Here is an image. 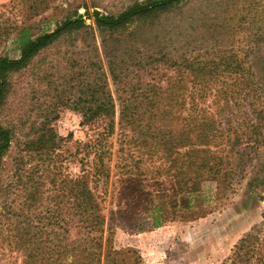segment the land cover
<instances>
[{
    "label": "trees",
    "instance_id": "trees-1",
    "mask_svg": "<svg viewBox=\"0 0 264 264\" xmlns=\"http://www.w3.org/2000/svg\"><path fill=\"white\" fill-rule=\"evenodd\" d=\"M179 1L142 0L114 14L94 11L92 25L81 14L65 17L51 31L34 38L26 37L22 29L18 35L19 55L0 56L1 107L12 74L26 67L41 50L63 36L74 40L78 35H91L94 39V29L102 35L101 47H89L88 52L93 53L90 59L81 57L79 62L69 57L64 61V107L77 111L80 123L93 133L83 143L76 141L74 150L68 146L70 133L64 138V174L57 165L51 169L45 165L46 173L34 180L28 160L18 167L22 173L14 172L18 179L15 185L24 177L41 187H20V207L11 210L5 206V213L14 216L13 223V219L5 227L0 223L1 243L21 251L22 264L139 263L131 247L102 249L106 221L103 197L97 187L109 177L106 138L116 129L120 150L126 149L133 158V165H117L121 173L128 175V191L116 212L138 230L203 214L201 205L192 199L203 182L212 180L229 190L235 178L243 175L255 144L242 147L240 133H230L229 126H221L218 115L223 107H238L244 99L255 104L259 92L248 61L236 59V54L230 52L194 57L175 67L161 83L137 92L126 60L119 56L121 36L136 20L169 10ZM100 49L106 53L104 61ZM212 106L217 107L216 112ZM252 124L248 139L257 132L258 126ZM13 138L12 129L0 122V171ZM31 141L37 153H52L59 147L49 126ZM76 160L79 169L71 173L69 164ZM258 170H253L251 180L264 189V166ZM44 181L53 187L46 197L42 194ZM11 182L0 178V188L5 185L4 195ZM44 198L50 204L38 209ZM2 231L9 235H1Z\"/></svg>",
    "mask_w": 264,
    "mask_h": 264
},
{
    "label": "rangeland",
    "instance_id": "rangeland-1",
    "mask_svg": "<svg viewBox=\"0 0 264 264\" xmlns=\"http://www.w3.org/2000/svg\"><path fill=\"white\" fill-rule=\"evenodd\" d=\"M137 1L142 0H0V56L19 55L22 29L26 37L34 38L51 31L63 18L78 14L92 25L94 11L114 14ZM93 32L94 39L91 35H78L74 40L61 37L11 76L9 92L0 107V122L14 132L0 171L1 179L13 182L7 187V196L2 190L5 185L0 188V223L4 227L14 218L5 213V206L13 210L22 204V197L17 195L20 187L32 184L31 189L41 188L24 177L15 185L18 179L14 172L22 173L18 169L21 162L28 160L32 165L34 180L46 173L45 165L48 169L57 165L64 174V138L70 133L68 146L74 150L76 141L83 143L93 133L80 123L77 111L64 107V61L69 57L79 62L81 57L90 59L93 53L88 52L89 47H101L102 35L97 29ZM118 45L137 92L161 83L175 67L194 57L230 52L236 59L248 61L259 92L255 104L244 99L238 107L225 106L218 118L221 126H229L230 133H240L242 147L255 144V151L250 152L251 159L232 189L224 190L212 180L200 185L192 199L201 205L203 214L138 230L116 212L128 191V175L117 165H133L132 154L120 150L116 129L106 138L109 177L97 187L106 221L103 251L131 247L139 256L138 264H264V189L251 180L253 170L264 166V0H181L169 10L136 20ZM100 53L104 61L106 53L101 49ZM110 87L113 90L111 81ZM211 110L216 112L217 107ZM252 123L258 126L257 132L248 139ZM48 126L55 132L59 147L52 153H37L31 140ZM132 147L133 155L137 154ZM69 168L71 173L77 172L79 162H71ZM42 191L43 197L51 194L52 184L44 181ZM43 200L38 209L50 204ZM1 235L9 234L2 231ZM0 264H22L21 251L0 241Z\"/></svg>",
    "mask_w": 264,
    "mask_h": 264
}]
</instances>
